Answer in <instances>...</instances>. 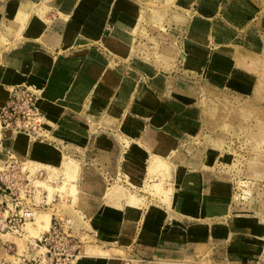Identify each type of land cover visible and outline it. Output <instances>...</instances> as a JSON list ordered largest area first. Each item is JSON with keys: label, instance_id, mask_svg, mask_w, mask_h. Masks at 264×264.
Here are the masks:
<instances>
[{"label": "crops", "instance_id": "1", "mask_svg": "<svg viewBox=\"0 0 264 264\" xmlns=\"http://www.w3.org/2000/svg\"><path fill=\"white\" fill-rule=\"evenodd\" d=\"M263 10L261 0H0V107L12 87L32 85L47 119L39 140L0 131V160L60 175L66 157L76 161L92 232L78 264H121L129 251L149 263L264 264V176L250 177L233 146L206 142L205 110L176 85L202 70L250 100L258 73L235 64L264 54ZM145 46L163 63L145 59ZM155 155L170 166L168 203L144 193ZM239 169L254 198L236 191ZM114 184L124 195L109 194Z\"/></svg>", "mask_w": 264, "mask_h": 264}, {"label": "rangeland", "instance_id": "2", "mask_svg": "<svg viewBox=\"0 0 264 264\" xmlns=\"http://www.w3.org/2000/svg\"><path fill=\"white\" fill-rule=\"evenodd\" d=\"M155 2L157 4L159 1ZM261 2L264 6V0H261ZM262 14H264V12H262ZM149 45L154 44L150 43ZM141 53V55H144L145 59L151 58L150 60L154 59L158 63H163L164 61L162 59V52L160 49L154 47L148 48L145 46ZM236 59L237 63H234L235 65L243 66L247 70L258 73L257 88L250 100H245L243 98L238 99L236 98L238 96L236 94L235 96H232L230 91L220 88L222 81L221 79H218L219 76L210 73L208 78H206L202 76V70L192 69V72H189V75L185 73L178 74L179 78L176 85L182 88L189 86L188 89H190L192 98L197 101L196 104H201L202 106L200 107L205 110V117L207 119L208 126L207 128L211 132L209 133V136L205 138L206 142L219 149L222 148L224 144H228L230 147L233 146L235 148L234 151L237 154H240L238 157L247 159L246 166L249 169V176L253 178H260L261 176H264V73H261L264 71V54H256L255 56H251L246 59H239L237 57ZM181 60V64H183L185 61L183 59ZM178 63L179 62H177V64ZM261 67L263 70H261ZM182 71L185 70L183 69ZM11 89L9 90V93ZM217 127H219V129H216ZM236 138L239 140V142L236 141ZM224 140L229 141L226 143ZM193 144L201 145L200 139H196V142ZM258 151H263V153ZM149 164V171L158 175V178L154 179L151 184L149 183L144 187V190L147 191L144 193L150 192L154 198L161 199L162 202L168 203L169 189L166 188L165 185L167 183L164 182H166L165 179L170 175V166L158 155H155ZM29 165L33 164L29 163ZM63 165V174H61L63 176L62 180H58V171L54 170L55 174L52 172L53 175H51V179H54L53 181H55V183L40 181L36 182V184L42 186V190L46 189L49 192L51 199L55 195L58 196V194L60 198L57 197L54 207L39 211L36 219L27 225L26 230L30 236L39 235L38 233L41 230L37 220L42 216V214H46L51 222L53 212L70 217L76 229H87L88 227V225H85L87 219L82 216L83 212L80 210L82 209L83 205L86 204L79 201L78 191L74 185L76 183L75 176L77 175L79 167L72 157H66L64 159ZM241 173L242 170L239 169L237 175L240 177V179L237 180L238 184L236 186H238V189L236 191L245 195H252L253 197V194L256 192L252 189V182L248 180L243 181L241 179ZM124 175H126L125 177H128L126 173H124ZM220 185L222 189L230 193L228 188L229 184H225L224 182L220 181ZM110 187V195H124V188L126 186L114 184ZM114 190H116L115 193ZM127 197L128 202L132 204H140L143 201L142 199H139L138 201L134 200V198L137 197L135 195L130 194ZM253 198L252 201L249 202L250 205L254 203ZM235 207L239 208V204L235 203ZM241 210L244 211L245 208H242ZM15 240L20 245L25 243L24 239ZM94 252H99L102 254L106 253V251H103L97 247L88 248V253ZM135 253L133 251H129L128 254L123 256L121 264H207L198 260V258L200 259L201 257H198L195 260L183 259L176 261L156 259L155 262L149 263L146 261V259H141V257L135 255ZM84 256L85 253L78 258L77 264ZM220 256H222V254L215 253L209 257H213V259H219Z\"/></svg>", "mask_w": 264, "mask_h": 264}, {"label": "built area", "instance_id": "3", "mask_svg": "<svg viewBox=\"0 0 264 264\" xmlns=\"http://www.w3.org/2000/svg\"><path fill=\"white\" fill-rule=\"evenodd\" d=\"M39 96L27 86L13 87L0 107V131L25 133L33 140L46 137L47 119L38 107ZM51 175L45 167L29 165L14 154L0 160V264H77L85 253L92 232L76 229L70 217L57 212L52 213L48 230L37 236L27 233V225L39 211L54 207L59 197L51 199L49 192L36 184L55 183ZM15 239L25 243L20 245Z\"/></svg>", "mask_w": 264, "mask_h": 264}, {"label": "bare ground", "instance_id": "4", "mask_svg": "<svg viewBox=\"0 0 264 264\" xmlns=\"http://www.w3.org/2000/svg\"><path fill=\"white\" fill-rule=\"evenodd\" d=\"M98 9V8H97ZM98 12V11H97ZM95 13V12H94ZM93 16V14L91 13L90 14V20L92 19L91 17ZM94 17V16H93ZM29 87L30 89H33L35 90L36 92L39 93L38 89H35L34 86L30 85V86H27ZM70 162V161H69ZM71 163V162H70ZM68 165V164H67ZM74 165V164H73ZM69 167V166H68ZM70 169V168H69ZM241 181V180H240ZM75 197V196H74ZM38 221V225L40 227V232L38 233L39 235L41 233H43L44 231H46L48 228H49V225H50V219L49 217L46 215V214H42V216L37 220Z\"/></svg>", "mask_w": 264, "mask_h": 264}]
</instances>
